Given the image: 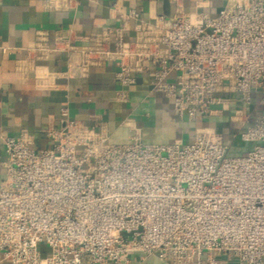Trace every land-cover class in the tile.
Returning a JSON list of instances; mask_svg holds the SVG:
<instances>
[{
	"label": "built area",
	"instance_id": "1",
	"mask_svg": "<svg viewBox=\"0 0 264 264\" xmlns=\"http://www.w3.org/2000/svg\"><path fill=\"white\" fill-rule=\"evenodd\" d=\"M172 3V14L137 24L133 40L118 30L114 48L104 29L80 46V64L115 59L123 99L147 68L152 89L190 118L222 115L234 104L231 94L248 101L254 86L264 88V0H225L215 15ZM235 114L247 115L242 125L250 115ZM44 132L52 145L40 149L25 133L3 135L0 253L7 264H129L135 251L168 264H264V112L240 131L253 144L242 155L228 154L215 126L197 127L190 142L146 143L138 128L131 141L111 142L105 126L71 117L66 104L60 124ZM43 240L50 247L44 263Z\"/></svg>",
	"mask_w": 264,
	"mask_h": 264
},
{
	"label": "crops",
	"instance_id": "2",
	"mask_svg": "<svg viewBox=\"0 0 264 264\" xmlns=\"http://www.w3.org/2000/svg\"><path fill=\"white\" fill-rule=\"evenodd\" d=\"M0 0V183L7 153L3 135L25 133L36 149L50 147L44 128L60 124V108L87 125L108 129L109 140L126 143L138 128L143 142L192 141L197 127L215 126L226 115L180 116L171 98L152 89L148 69L120 98L115 59L83 67L80 46L95 43L106 28L109 47L121 31L125 40L136 36V25L155 23L160 13L174 12L172 0ZM185 12L215 15L225 0H180ZM134 8L136 16L122 17ZM63 47L49 50L57 39ZM37 43L46 45L35 47ZM69 48L65 50V46ZM73 46V47H70ZM129 264H168L154 254L135 251ZM0 264H7L0 253ZM114 264V263H108Z\"/></svg>",
	"mask_w": 264,
	"mask_h": 264
},
{
	"label": "rangeland",
	"instance_id": "3",
	"mask_svg": "<svg viewBox=\"0 0 264 264\" xmlns=\"http://www.w3.org/2000/svg\"><path fill=\"white\" fill-rule=\"evenodd\" d=\"M231 96L234 100V104L225 106L224 108L226 115H223L224 117L222 116L221 120L215 119L213 122L215 127L220 132H222L224 140L229 146L228 154L242 155L245 154L253 144L252 142L243 140L240 136V131L253 124L257 114L264 112V88L261 85L254 86L248 101L243 99L239 93L231 94ZM237 109H241L244 112L250 113L249 119L243 125L239 120L246 119L247 115H236L235 112ZM218 115L221 116L220 114ZM198 116L208 117L203 114ZM188 141L189 140H186L185 142ZM38 247L41 252L42 263H44L47 255L50 252V247L44 240L39 243Z\"/></svg>",
	"mask_w": 264,
	"mask_h": 264
},
{
	"label": "water",
	"instance_id": "4",
	"mask_svg": "<svg viewBox=\"0 0 264 264\" xmlns=\"http://www.w3.org/2000/svg\"><path fill=\"white\" fill-rule=\"evenodd\" d=\"M164 4H165V6H168V2L166 0L164 1Z\"/></svg>",
	"mask_w": 264,
	"mask_h": 264
},
{
	"label": "trees",
	"instance_id": "5",
	"mask_svg": "<svg viewBox=\"0 0 264 264\" xmlns=\"http://www.w3.org/2000/svg\"><path fill=\"white\" fill-rule=\"evenodd\" d=\"M223 115V114H222ZM224 117V116H223Z\"/></svg>",
	"mask_w": 264,
	"mask_h": 264
}]
</instances>
